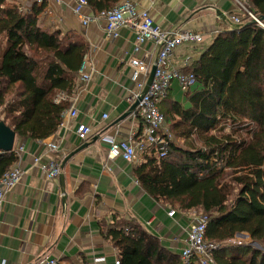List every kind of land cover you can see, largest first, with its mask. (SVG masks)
I'll list each match as a JSON object with an SVG mask.
<instances>
[{"label": "trees", "instance_id": "trees-1", "mask_svg": "<svg viewBox=\"0 0 264 264\" xmlns=\"http://www.w3.org/2000/svg\"><path fill=\"white\" fill-rule=\"evenodd\" d=\"M118 2L88 5L100 12ZM248 2L264 17V0ZM21 3L0 0V109L18 139L43 140L61 124L68 103L55 97L73 93L88 44L73 32L44 28L43 6L29 12ZM240 17L244 24L218 32L184 68L200 85L187 93L191 106L167 102L169 91L159 102L174 135H203L204 144L191 148L172 141L166 157L146 154L134 169L154 198L181 211L212 214L205 237L218 245L216 264H264V249L235 240L248 233L264 248V28ZM221 124L232 130L221 133ZM16 161L14 151H0V179ZM108 235L121 264H182L134 221L117 224Z\"/></svg>", "mask_w": 264, "mask_h": 264}, {"label": "crops", "instance_id": "crops-1", "mask_svg": "<svg viewBox=\"0 0 264 264\" xmlns=\"http://www.w3.org/2000/svg\"><path fill=\"white\" fill-rule=\"evenodd\" d=\"M25 1L26 7L22 8L29 12L34 6H43L39 19L44 28L73 32L88 44L83 66L90 79L84 80L78 71L73 93L57 94L67 95L64 100L67 108L78 109L75 118L64 115L65 125L61 121L57 132L46 139H15L12 151L17 161L12 167L22 166L26 173L6 192L0 205V264H41L39 261L44 257L55 258L61 264H115L119 251L108 230L126 221L140 224L156 237L168 256L181 258L187 229L196 211H181L154 198L142 187L134 169L149 153H139L133 161L121 155L111 159L110 145L103 139L108 136L121 141L142 131L143 121L135 108L131 110L134 103L129 101L138 90L131 60L149 61L151 74L158 47L148 41L136 51L135 33L127 26L120 28L117 37L109 38L104 31V18L84 24L73 9L74 0ZM133 1L148 9L154 22L163 29L202 34L201 42L178 46L167 68L182 67L187 57L194 60L218 32L238 26L227 19L236 11L234 0ZM212 6L222 14L216 13ZM100 12L90 5L82 11L87 17L99 16ZM199 88L195 83L184 92L179 82L173 80L165 100L178 101L187 109L191 106L187 93ZM104 114L108 118H103ZM0 117L4 119L1 109ZM80 123L92 126L86 140L77 137ZM49 142H56L60 151L49 152ZM20 145L25 149L18 153ZM37 156L59 160L60 175L46 177L34 162ZM170 209L176 210L174 216L168 214Z\"/></svg>", "mask_w": 264, "mask_h": 264}, {"label": "built area", "instance_id": "built-area-1", "mask_svg": "<svg viewBox=\"0 0 264 264\" xmlns=\"http://www.w3.org/2000/svg\"><path fill=\"white\" fill-rule=\"evenodd\" d=\"M153 1V0H150ZM236 11L227 17L236 25H242L239 14L244 15L247 20L255 21L264 28V20H261L250 8L248 0H234ZM88 5V0H74L73 9L84 24L104 18V31L109 38H115L119 35L120 28L130 27L135 33V50L139 51L142 44L151 41L158 47L157 52V70L154 79L144 92L147 80L150 75V62L145 59H132L131 64L134 68L133 80L137 85V92L131 94L129 101L135 103L136 114L143 121V129L139 134H132L129 138L117 141L112 137L105 136L103 139L109 143V158L113 159L121 155L128 161H133L139 153H156L159 157H166L169 153V145L174 141V135L168 127L164 114L160 110L159 102L167 95L173 80H177L184 92H187L197 82L194 73L184 71V68L192 65L191 58H185L182 67L167 68L166 64L170 61L178 46L184 43L201 42L203 36L191 30H167L154 22L148 9L140 8L133 0H120L115 7L100 12L99 16L87 17L82 11ZM84 64V63H83ZM83 74L84 80L90 79V74L84 73V66L79 70ZM56 102L60 103L67 100V95L61 94L56 97ZM64 115L75 118L78 115V109L75 107L65 108ZM103 118H108L107 114ZM63 122V121H62ZM61 122V124H62ZM64 124V122H63ZM65 125V124H64ZM92 133V126L80 123L76 129L77 137L86 140ZM24 145H20L18 153L24 151ZM48 150L56 154L59 152V145L56 142L48 143ZM35 164L45 173L48 178L58 177L61 173V162L56 158H45L37 156L34 158ZM26 171L22 166H14L4 173L0 179V205L4 200L6 192L14 187ZM168 214L174 216L175 209H170ZM212 214L196 213L187 229V238L181 251L182 264H216L213 259V251L218 245L212 241L206 240V228ZM150 223V221L148 222ZM240 243V241H238ZM41 264H61L55 258L44 257ZM115 264H121L120 259Z\"/></svg>", "mask_w": 264, "mask_h": 264}, {"label": "water", "instance_id": "water-1", "mask_svg": "<svg viewBox=\"0 0 264 264\" xmlns=\"http://www.w3.org/2000/svg\"><path fill=\"white\" fill-rule=\"evenodd\" d=\"M211 8H213V10L216 13L222 14V12L218 8H216L214 6H212ZM260 19L261 20H264V17H261ZM252 22H255V21H252ZM238 26H235V27H238ZM156 70H157V64H154V66L152 67L151 74H150V77H149V79L147 81V85H146V88H145L144 92H146L147 89L149 88V86L151 85V83H152V81L154 79ZM138 102H139V100H137L133 104L131 110H133L134 108H136ZM129 113H130V111L128 113H126V115H128ZM15 139H16V132H15V130L13 128H11L4 120H0V151L1 152L12 151L13 148H14ZM71 156L72 155L66 157V159L64 160V163ZM238 234H244V233H238ZM252 244L255 245L256 248L262 249V246L258 242H255L254 241Z\"/></svg>", "mask_w": 264, "mask_h": 264}, {"label": "rangeland", "instance_id": "rangeland-1", "mask_svg": "<svg viewBox=\"0 0 264 264\" xmlns=\"http://www.w3.org/2000/svg\"><path fill=\"white\" fill-rule=\"evenodd\" d=\"M16 1L19 2V1H22V0H16ZM23 7H26V1L25 0H23ZM178 98L180 99V101H182V97L178 96ZM222 125L223 124H221L219 127H221ZM168 127H169V125H168ZM235 129L236 130H239V127H236ZM231 130H232L231 126L225 125L223 127V130H222L221 133H224V132L227 133V132H229ZM240 132H241L242 136H244V134H243V132L241 130H240ZM174 134L175 133H173V135ZM179 137L180 138H183L181 136L174 135V141H175V143H178V144L183 145V146H186V147H191V148L192 147L195 148V147L202 146L204 144V140H205V138H204L205 136L198 135V134L192 136L190 139H187V140L186 139L185 140H181V139H179ZM196 213H199V212H196ZM235 240L240 241V243H250L251 246H253V247L256 248V246L252 244L254 242V240L251 238V236L248 233L237 234ZM263 249L264 248L262 247V249H260V250H263Z\"/></svg>", "mask_w": 264, "mask_h": 264}]
</instances>
